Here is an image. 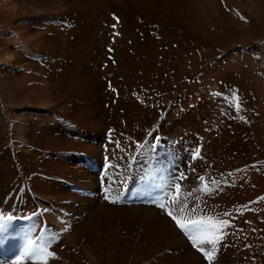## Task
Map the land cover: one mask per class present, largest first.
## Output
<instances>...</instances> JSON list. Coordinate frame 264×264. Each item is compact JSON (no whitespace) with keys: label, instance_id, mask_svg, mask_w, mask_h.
Returning a JSON list of instances; mask_svg holds the SVG:
<instances>
[{"label":"bare ground","instance_id":"obj_1","mask_svg":"<svg viewBox=\"0 0 264 264\" xmlns=\"http://www.w3.org/2000/svg\"><path fill=\"white\" fill-rule=\"evenodd\" d=\"M257 5L0 0V264H208L160 203L229 220L212 264H264Z\"/></svg>","mask_w":264,"mask_h":264},{"label":"snow or ice","instance_id":"obj_2","mask_svg":"<svg viewBox=\"0 0 264 264\" xmlns=\"http://www.w3.org/2000/svg\"><path fill=\"white\" fill-rule=\"evenodd\" d=\"M115 91V89H113ZM239 107V105H237ZM115 144V147L117 150L123 152L125 149L121 147L120 141H113ZM197 153L199 152V149L196 150ZM196 157L194 156V159ZM111 168L112 165H109ZM184 174L181 173L179 177H177L174 180V187H175V196L172 197L173 200L179 198V194L181 192V184L179 183L180 179H184ZM201 180H203V177H200ZM119 181V178H117L115 181L108 183V188L106 189V194L104 196V199L107 201H110L112 203H117L121 198H123L126 195V192H119L116 191L114 193L116 199H113V189L112 185ZM121 183L123 181H120ZM148 189H145L147 191ZM204 191H207V189H203ZM191 194V190H189V195ZM165 200H168L169 197L165 196ZM162 210L166 211V215L175 222L177 225L178 230H180L193 244L194 247L197 248L199 252L202 253L203 257L208 261V264H212V261L214 259V255L217 251V245L221 244L223 241H225L226 237L228 236V232L226 231L232 225L230 224L229 220L227 219H220L215 222L211 221V218L207 219H193V220H182L177 215H175L172 211V209L168 206L166 203H160L158 205ZM223 215L229 216L230 214L224 213ZM12 218L11 216L8 217V221H10ZM8 221L3 220L2 216H0V232H4L5 227L8 225ZM51 239H55V237H51ZM202 245H210L211 251L205 250V247H202ZM16 264H20V259L18 258L16 261Z\"/></svg>","mask_w":264,"mask_h":264},{"label":"rangeland","instance_id":"obj_3","mask_svg":"<svg viewBox=\"0 0 264 264\" xmlns=\"http://www.w3.org/2000/svg\"><path fill=\"white\" fill-rule=\"evenodd\" d=\"M257 8L259 9V12H260V14H261V16H262V18H263V20H264V10H263V6H259V5H257ZM114 34H115V33H114ZM261 40L264 41V37H262ZM213 46H214V45H213ZM219 49H220V47L217 48V49L213 52V54H214L215 52H217ZM244 49H245V47L241 46V50H244ZM241 50H240V51H241ZM195 52H196V49H195ZM141 103H143V102H141ZM197 136H198V135L196 134L195 137H197ZM105 140L108 141V140H109V137H108V136L105 137ZM193 153H195V152H193ZM189 157H190V155H189ZM195 157H196V153H195ZM193 160H194V159H193ZM65 245H66V244L62 242L61 246H65ZM62 263H65V262L63 261ZM141 264H151V263L149 262V260H146V259L143 260V259H141Z\"/></svg>","mask_w":264,"mask_h":264},{"label":"clouds","instance_id":"obj_4","mask_svg":"<svg viewBox=\"0 0 264 264\" xmlns=\"http://www.w3.org/2000/svg\"><path fill=\"white\" fill-rule=\"evenodd\" d=\"M11 57H9V56H5V57H3V58H0V62H4L5 60H8V59H10Z\"/></svg>","mask_w":264,"mask_h":264}]
</instances>
